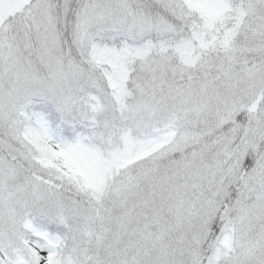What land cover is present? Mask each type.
<instances>
[{
  "label": "snow or ice",
  "instance_id": "1",
  "mask_svg": "<svg viewBox=\"0 0 264 264\" xmlns=\"http://www.w3.org/2000/svg\"><path fill=\"white\" fill-rule=\"evenodd\" d=\"M0 264H264V0H0Z\"/></svg>",
  "mask_w": 264,
  "mask_h": 264
}]
</instances>
